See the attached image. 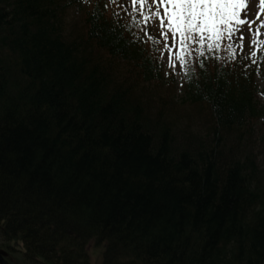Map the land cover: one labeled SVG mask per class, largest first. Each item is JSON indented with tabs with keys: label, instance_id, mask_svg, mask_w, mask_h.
Masks as SVG:
<instances>
[{
	"label": "trees",
	"instance_id": "16d2710c",
	"mask_svg": "<svg viewBox=\"0 0 264 264\" xmlns=\"http://www.w3.org/2000/svg\"><path fill=\"white\" fill-rule=\"evenodd\" d=\"M53 2L0 0V250L11 264H93L90 244L98 264H264L252 81L217 66L188 78L182 99L196 109L183 124L171 92H156L150 49L100 32L106 61L65 44Z\"/></svg>",
	"mask_w": 264,
	"mask_h": 264
},
{
	"label": "snow or ice",
	"instance_id": "6c2138e0",
	"mask_svg": "<svg viewBox=\"0 0 264 264\" xmlns=\"http://www.w3.org/2000/svg\"><path fill=\"white\" fill-rule=\"evenodd\" d=\"M110 2L117 5V0ZM248 4L249 0H124L118 7L128 11L131 6L135 29H126L130 42L148 45L161 66L167 62L165 75L182 72L191 84L195 73H203L209 61L220 58L217 53L243 61L256 57L255 49L264 52V39L256 38L264 35V0H259L254 18L247 11L242 14Z\"/></svg>",
	"mask_w": 264,
	"mask_h": 264
},
{
	"label": "rangeland",
	"instance_id": "374dc122",
	"mask_svg": "<svg viewBox=\"0 0 264 264\" xmlns=\"http://www.w3.org/2000/svg\"><path fill=\"white\" fill-rule=\"evenodd\" d=\"M121 3L124 2V0H120ZM129 9L131 10V6H129ZM259 10V0H249V4L245 6L244 9H242V14L247 11V14L249 15L250 18H254V14L256 11ZM153 34L156 35L157 31H158V27L156 25L153 26ZM245 35L248 36L249 33L247 32V28L245 27L244 29ZM262 32H264V29H262ZM257 39H264V35L261 36H257ZM261 47H264V45H262ZM163 66L165 68V70H168L167 67V62L164 61L163 62ZM175 81H174V96L176 97V99H179L180 96L182 95L183 91H184V85H183V79H184V74L182 72H175ZM256 83L258 86V90L260 92H264V68H262L261 73L256 75ZM165 88V87H163ZM185 109H189L191 110L189 107H186ZM192 111V110H191ZM189 123L193 124L191 121H189ZM185 124V123H183ZM197 126H193L194 129ZM0 240L3 241V237L0 233ZM89 255H90V261L93 264H98L100 262V250L99 249H94L92 246H89ZM2 256V255H0ZM0 263H2L0 261ZM5 264V263H4Z\"/></svg>",
	"mask_w": 264,
	"mask_h": 264
},
{
	"label": "water",
	"instance_id": "95a60500",
	"mask_svg": "<svg viewBox=\"0 0 264 264\" xmlns=\"http://www.w3.org/2000/svg\"><path fill=\"white\" fill-rule=\"evenodd\" d=\"M0 261L2 262V264H4V262L1 260V258H0Z\"/></svg>",
	"mask_w": 264,
	"mask_h": 264
}]
</instances>
